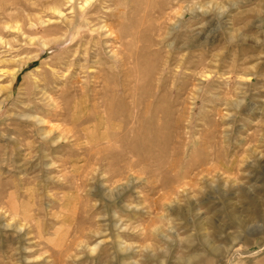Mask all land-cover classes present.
<instances>
[{
  "label": "rangeland",
  "instance_id": "rangeland-1",
  "mask_svg": "<svg viewBox=\"0 0 264 264\" xmlns=\"http://www.w3.org/2000/svg\"><path fill=\"white\" fill-rule=\"evenodd\" d=\"M126 70L136 106L163 75L161 109L180 86L131 158L119 98L104 128L89 109L90 73L115 87ZM115 153L134 166L112 180ZM0 264H264V0H0Z\"/></svg>",
  "mask_w": 264,
  "mask_h": 264
},
{
  "label": "bare ground",
  "instance_id": "bare-ground-1",
  "mask_svg": "<svg viewBox=\"0 0 264 264\" xmlns=\"http://www.w3.org/2000/svg\"><path fill=\"white\" fill-rule=\"evenodd\" d=\"M47 10H53V11H55L56 12V10L55 9H52V8H50V7H47ZM58 14H60V12L58 13ZM61 15V14H60ZM91 18V17H90ZM88 21V20H87ZM112 32V31H111ZM110 35V34H109ZM176 40H177V38H176ZM63 43V42H62ZM149 48V47H148ZM129 50V49H128ZM149 50V49H148ZM146 51V52H142V56H140L139 57V55H138V60L141 62L142 60H140L141 58H147V60L148 59H153L154 58V56H155V54H154V52H152V51ZM145 51V50H144ZM114 53V52H113ZM138 53V52H137ZM139 54V53H138ZM135 55V54H134ZM126 56V55H125ZM128 56V55H127ZM120 57V56H119ZM124 57V56H123ZM137 57V56H136ZM77 58V57H76ZM82 58V57H81ZM125 58V57H124ZM129 58V57H128ZM66 59V58H65ZM121 59V58H120ZM119 59V60H120ZM131 60H132V56H131V58H130ZM137 59V58H136ZM143 59V60H144ZM77 60V59H76ZM118 60V65H119V67H120V65L122 64V62H120V61H122V60H120L119 61ZM125 60H126V58H125ZM127 60H129V59H127ZM146 60V61H147ZM154 60V59H153ZM77 61H79V58H78V60ZM128 62V61H127ZM138 62V61H137ZM149 62L150 63H153V66H154V61L153 62H151L150 60H149ZM147 63L145 66H143L144 68L146 67V66H149L150 65V63ZM136 63V62H135ZM166 63V62H165ZM124 64V63H123ZM123 64L121 65V67L123 66ZM126 64V63H125ZM145 64V63H144ZM149 64V65H148ZM76 65H77V63H76ZM140 65L142 66L143 65V61L140 63ZM152 65V64H151ZM57 66H58V69L59 68H61V70H62V67L64 68V66L66 67V69H68V65H66V63L63 61V58H61V60L57 63ZM137 66H138V64H137ZM76 67V66H75ZM140 67V66H139ZM138 68V67H137ZM149 68H150V66H149ZM139 69V68H138ZM142 69V68H141ZM151 69V68H150ZM64 70V69H63ZM146 70H148V69H146L145 68V72H146ZM162 70H163V68H162ZM67 71V70H66ZM105 71V70H104ZM103 70H102V72H104ZM124 71H125V69H124ZM124 71H121V72H119L118 73V76L120 77V83L119 84H117V86H115V87H108V84H107V81L106 80H102L101 78H100V76L98 75V76H96V74L95 73H90V74H92V77L93 78H95L96 80H100L99 81V84L100 85H102L101 86V88H100V90H97V91H95V97H98V99L101 101H99L98 103H93L91 106H89L90 108V111H91V113L92 114H95V116L98 118V113H100V109H102V113H103V118H99L100 119V121L97 123V127H98V129L99 128H104L105 126H106V124L108 123V120L110 119V118H113L114 117V115H115V112L114 111H112V110H110V107H108V106H104V101H103V99H104V97L106 96V95H109V96H111V98H113V99H116V97H118L119 98V102H122L123 103V108H122V112H123V114H122V125L124 126V128L122 127V130H123V136H121L122 137V139L119 141V143H121L122 144V146H124L125 147V149H126V152H125V154L129 157V158H131V157H135L136 156V153H138V151L136 152V149L139 147V145L142 147V145L143 146H145L148 150H149V148H151V146L154 144V143H156L157 142V139H155L154 140V136L151 138L150 136H152V135H148V132L147 131H145V130H153V133H156L159 129H162V126H163V124L164 123H161L160 125H158L157 124V126H153V125H150V124H152V123H150L149 121V119L148 118H160V120H162L163 118H167L169 115H170V113L173 111V110H175V108H176V106L178 105V103H179V98H180V86L179 87H174V89H173V95H174V98H172V100H168V103H169V107L167 108V109H161V104L162 103H164L166 100H165V98H163L160 94L161 93H164L165 91H166V88H165V82H166V80H165V75H163V77H162V80H161V83L162 84H159V85H157L156 84V87L154 88V90L156 91V92H154L153 94H149L148 95V97L146 98V100H145V102L143 103V104H141V106H136L135 105V103H134V100H133V92H134V80H133V73H132V75H131V73L130 72H128V70H126V72H124ZM137 71V70H136ZM139 71V70H138ZM148 72V71H147ZM150 72V71H149ZM85 73V72H84ZM137 73V72H136ZM53 74V73H52ZM77 74V73H76ZM140 74V73H139ZM147 74H149V73H147ZM152 74V73H151ZM150 74V75H151ZM162 74V73H161ZM54 75V74H53ZM78 75V74H77ZM140 75H142V70H141V74ZM134 76H135V73H134ZM143 76V75H142ZM145 76H146V74H145ZM145 76H143V77H145ZM138 77H140V76H138ZM148 76H146V79H148L147 78ZM161 77V76H160ZM160 77H158V78H160ZM118 78V77H117ZM141 78V77H140ZM139 78V79H140ZM152 78V77H151ZM156 80H157V78H155ZM47 80V79H46ZM74 79H73V76H72V73H70L69 75H67V76H65L64 77V79L63 80H61L60 82H59V84L61 85V84H70V82L71 83H75V81H73ZM140 80H144L143 78L142 79H140ZM152 80V79H151ZM145 81V80H144ZM150 81V80H149ZM96 82V81H95ZM140 82V81H139ZM153 82H156V81H152V83ZM152 83H150V84H152ZM51 84V82H46L45 83V85L47 86V87H49V85ZM98 84V83H97ZM143 84V83H142ZM154 85H155V83H153ZM144 85H145V83H144ZM143 85V86H144ZM81 86V85H80ZM148 86V85H147ZM166 86H167V84H166ZM98 87V86H97ZM82 89V88H81ZM146 90V89H145ZM149 90H150V88H149ZM153 90V91H154ZM148 91V90H147ZM147 91H146V93H147ZM152 91V90H151ZM69 92V91H68ZM85 92V91H84ZM149 92V91H148ZM160 93V94H159ZM66 94V93H65ZM148 94V93H147ZM159 94V95H158ZM92 95V94H91ZM144 95V94H143ZM146 95V94H145ZM69 96V95H68ZM67 97V96H66ZM65 97V98H66ZM58 99V98H57ZM56 101V100H55ZM85 101V100H84ZM88 102V101H87ZM57 104V103H56ZM81 104V103H80ZM82 106H83V108H84V103H83V101H82ZM85 106H87V105H85ZM111 106V105H110ZM77 109H75V111H76ZM87 110V109H86ZM43 111H46V110H44L43 109ZM52 112L51 113H48V114H50V115H52V116H55V117H58L59 115H63V113L65 112L64 110H63V108H61L60 106H58V105H55L54 106V108L51 110ZM75 111H73V112H75ZM71 112H72V110H71ZM252 112V111H251ZM76 113V112H75ZM75 115V114H74ZM102 117V116H101ZM146 120H147V122H149V124L148 125H146V128H145V126H144V128L142 129V128H135V124L137 123V124H141L142 122H143V124H145V122H146ZM149 120V121H148ZM110 122H111V120H110ZM163 122V121H162ZM40 123V122H39ZM118 123V122H117ZM150 125V126H149ZM80 126H82V125H80ZM85 127H87V126H85ZM120 127V126H119ZM166 128V127H165ZM83 129V128H82ZM85 129V128H84ZM71 130V129H70ZM110 130H111V128H110ZM80 131V130H79ZM85 130H83V132H84ZM160 131V130H159ZM81 132V131H80ZM115 132V131H114ZM102 133V132H101ZM111 133H112V130H111ZM116 133V132H115ZM117 133H119L120 134V132L118 131ZM86 134V133H85ZM105 134V133H104ZM103 134V135H104ZM114 133H112V135H113ZM161 134V133H160ZM100 137H99V139H98V141L99 142H101L102 143V141H104V139L106 140V139H108V137L111 139L112 138V136L110 137V136H101L100 134H98ZM109 135V134H108ZM111 135V134H110ZM122 135V134H121ZM154 135V134H153ZM115 136V135H114ZM118 136V135H117ZM120 136V135H119ZM118 136V137H119ZM95 137H96V135H95ZM120 137V138H121ZM164 137V136H163ZM114 138V137H113ZM112 138V139H113ZM151 138V139H150ZM156 138V137H155ZM91 139H93V137L91 138ZM115 139H116V137H115ZM160 139V138H159ZM90 140V139H89ZM94 140H95V138H94ZM97 141V140H96ZM97 141V142H98ZM116 142V141H115ZM90 143H91V140H90ZM93 143V142H92ZM150 144H152L151 146H150ZM118 145V144H117ZM159 146V145H158ZM116 147V146H115ZM118 147V146H117ZM112 148V147H111ZM140 148V147H139ZM146 148H144V149H146ZM119 150V149H118ZM105 151V150H104ZM98 152V154H100L99 153V151H97ZM103 152V151H102ZM110 153V152H109ZM145 153H146V151H145ZM144 153V154H145ZM139 154V153H138ZM137 154V155H138ZM101 155V154H100ZM111 155H113V154H111ZM111 155H109V157L111 156ZM118 157H122V155L120 154V153H115L114 154V158H112L111 159V161L112 160H114L115 158L118 160V163L117 164H122L123 162H124V165H121L122 167H120V169L119 170H117V171H114L112 174H111V178H112V180L113 179H115L116 180V178L118 177L119 178V175L121 174V170L123 169V168H129V170L134 166L133 165V163L131 162V161H129L128 159H126L125 160V158H124V156H123V159H118ZM141 158V157H140ZM82 159V158H81ZM96 159H97V157H96ZM110 159V158H109ZM83 161V160H82ZM116 161V160H115ZM101 162V159L99 158V160H97V163L99 164ZM114 162V161H113ZM113 162H111V163H113ZM110 163V164H111ZM129 163V164H128ZM132 163V164H131ZM114 164V163H113ZM120 166V165H119ZM118 166V167H119ZM175 168V167H174ZM208 168H209V166H208ZM207 168V169H208ZM132 170H133V168H132ZM105 171V170H104ZM123 171V170H122ZM205 171H207V170H205ZM127 172V171H126ZM209 172V171H208ZM123 176V175H122ZM99 180H100V178H99ZM104 182V181H103ZM113 182V181H112ZM119 182H118V180L114 183V189L113 190H111L110 192H104V190H103V188H102V186L100 187H98V189L103 193V195H104V197H107L108 198V200L109 201H113V200H117V199H119L120 197H125L124 195H125V193L130 189V187H131V185H130V183H128L126 186H124V185H120V184H118ZM132 183V182H131ZM212 188V187H211ZM208 195V194H207ZM191 206H193L195 209L194 210H196V205L195 204H191ZM236 208V207H235ZM195 220H196V223L202 228V227H204V226H206L207 224L208 225H210L209 223H207V222H209V219H205V218H202L201 217V214L199 213V212H197L196 211V214H195V218H194ZM241 220H243V218L242 217H239V221H241ZM250 221V220H249ZM248 221V222H249ZM9 226H12V225H9ZM9 226H5V229L6 228H9ZM13 227V226H12ZM11 227V228H12ZM199 227V228H200ZM4 228V227H3ZM15 228V227H14ZM205 228V227H204ZM16 230H17V232H20L22 229H18V228H15ZM115 230V229H114ZM203 232H205V234H204V238H205V241L207 242V246H208V248L211 250V251H215V249L213 248V242L212 241H210L209 240V238H208V235H207V233H206V229H203L202 230ZM100 244V243H99ZM117 245H118V251L119 250H124V248H123V246L120 244V243H117ZM231 249V248H230ZM230 249H228L227 250V253L229 252V250ZM126 250V249H125Z\"/></svg>",
  "mask_w": 264,
  "mask_h": 264
}]
</instances>
